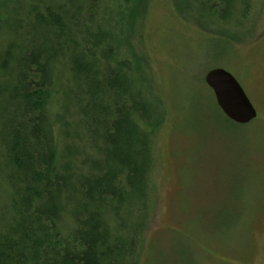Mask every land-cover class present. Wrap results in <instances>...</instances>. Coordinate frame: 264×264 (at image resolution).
I'll list each match as a JSON object with an SVG mask.
<instances>
[{
  "label": "trees",
  "instance_id": "16d2710c",
  "mask_svg": "<svg viewBox=\"0 0 264 264\" xmlns=\"http://www.w3.org/2000/svg\"><path fill=\"white\" fill-rule=\"evenodd\" d=\"M153 1L0 0V264H150L169 115L144 49ZM168 1L220 46L207 62L257 38L263 0ZM204 75L192 118L248 126Z\"/></svg>",
  "mask_w": 264,
  "mask_h": 264
},
{
  "label": "rangeland",
  "instance_id": "374dc122",
  "mask_svg": "<svg viewBox=\"0 0 264 264\" xmlns=\"http://www.w3.org/2000/svg\"><path fill=\"white\" fill-rule=\"evenodd\" d=\"M255 22L257 38L238 44L236 57L207 62L205 49L218 44L168 0L150 7L144 49L169 108L157 141L150 264H264V0ZM211 66L246 90L258 111L248 126L190 115L200 89L208 92L196 78ZM197 122L209 130L190 128Z\"/></svg>",
  "mask_w": 264,
  "mask_h": 264
},
{
  "label": "water",
  "instance_id": "95a60500",
  "mask_svg": "<svg viewBox=\"0 0 264 264\" xmlns=\"http://www.w3.org/2000/svg\"><path fill=\"white\" fill-rule=\"evenodd\" d=\"M204 81L213 91L216 104L230 120L248 124L258 111L239 80L224 67H212L205 72Z\"/></svg>",
  "mask_w": 264,
  "mask_h": 264
}]
</instances>
